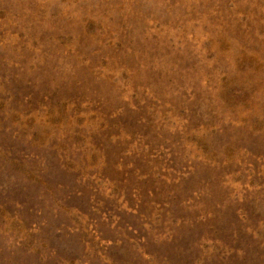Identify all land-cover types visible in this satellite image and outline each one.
<instances>
[{
  "label": "rangeland",
  "instance_id": "374dc122",
  "mask_svg": "<svg viewBox=\"0 0 264 264\" xmlns=\"http://www.w3.org/2000/svg\"><path fill=\"white\" fill-rule=\"evenodd\" d=\"M0 264H264V0H0Z\"/></svg>",
  "mask_w": 264,
  "mask_h": 264
}]
</instances>
